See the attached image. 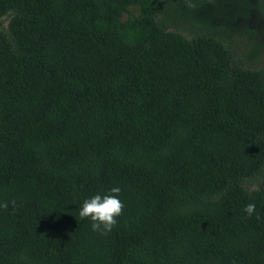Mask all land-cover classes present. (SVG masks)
Masks as SVG:
<instances>
[{"label": "trees", "instance_id": "obj_1", "mask_svg": "<svg viewBox=\"0 0 264 264\" xmlns=\"http://www.w3.org/2000/svg\"><path fill=\"white\" fill-rule=\"evenodd\" d=\"M179 11L0 0V264H264V43ZM114 186L93 231L78 209Z\"/></svg>", "mask_w": 264, "mask_h": 264}, {"label": "rangeland", "instance_id": "obj_2", "mask_svg": "<svg viewBox=\"0 0 264 264\" xmlns=\"http://www.w3.org/2000/svg\"><path fill=\"white\" fill-rule=\"evenodd\" d=\"M176 1L179 12L183 17V21L179 22L177 27L179 30L194 28L193 21H197L198 19L195 18L201 17L199 20L203 22L202 26H211L212 24L216 26L226 25L230 29L232 28L234 33L233 45L237 48L241 47L242 42L248 41L249 32L247 30L255 31L254 41L257 40L259 43H264V17L255 9L245 11L243 8L240 9L233 0H217L219 3L216 8L207 6L200 12H193L191 9L187 10L184 8L182 0ZM247 1L250 3L257 2V0ZM184 2L188 3L187 1ZM7 24L8 21L3 19L2 25L6 27ZM259 61L264 65V56L260 57ZM260 181L257 183L251 182L248 188L256 189Z\"/></svg>", "mask_w": 264, "mask_h": 264}, {"label": "clouds", "instance_id": "obj_3", "mask_svg": "<svg viewBox=\"0 0 264 264\" xmlns=\"http://www.w3.org/2000/svg\"><path fill=\"white\" fill-rule=\"evenodd\" d=\"M121 188L114 186L108 190L106 194L97 193L88 198H85L79 209L78 215L81 219L87 218L90 220L93 231L106 233L110 231L116 223V217L121 213L123 203L119 197ZM8 202H0V208H7ZM256 205L248 203L244 206L245 214L251 216Z\"/></svg>", "mask_w": 264, "mask_h": 264}]
</instances>
